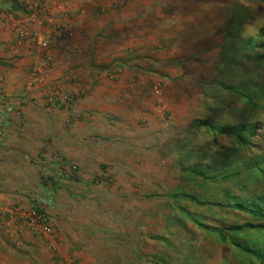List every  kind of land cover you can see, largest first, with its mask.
<instances>
[{"label":"rangeland","instance_id":"1","mask_svg":"<svg viewBox=\"0 0 264 264\" xmlns=\"http://www.w3.org/2000/svg\"><path fill=\"white\" fill-rule=\"evenodd\" d=\"M15 2L18 9L27 12L26 0ZM87 5L91 15L88 19L97 26L100 39L105 36L113 39L114 31L122 37L128 32L123 26L131 22L136 32L147 27L152 48L160 45H155V39L168 37L166 49L177 50L185 58L198 54L199 61L193 63L198 62L199 66L189 67L194 74L183 82L191 84L189 89L163 85L159 91L163 100L157 103L168 110L164 117L162 152L154 144L152 155L138 154L133 163L135 169L119 172V181L107 179L106 170L91 176L88 182L83 181V172L66 164L60 154H54L50 165H44L41 174L45 184L50 185L45 188L46 192L59 190L61 195L73 196L78 210L85 215L82 227L88 228L90 234L82 231L77 244L69 240L67 243L74 264H260L230 243L221 242L207 229L229 230L260 224L230 206L259 202L264 208V2L89 0ZM65 9L61 8L60 14L67 12L71 21L72 12ZM143 20L146 23H139ZM119 24L122 29L118 28ZM54 29L53 25L49 31L53 33ZM120 40L121 47L128 48L129 40ZM66 41L69 40L53 38L50 50ZM247 42L250 48H246ZM106 43L102 46L104 58L95 62L102 68L104 81L112 84L120 79H114V71L122 67L116 63L109 65L115 48L111 40ZM49 58L45 57L38 66L46 75V84L41 88L73 94L78 107L73 113L64 107L52 109L45 101L43 111L51 118L52 111H57L59 116L65 114L70 124L75 123L81 98L75 93L63 92L53 83L48 72ZM220 84L242 88L254 100L250 102L253 105L224 90ZM192 111L196 113L193 117ZM199 122L225 127L258 123L259 130L255 137L231 138L201 127ZM193 172L204 173L208 179ZM189 197L227 208L198 207ZM50 199V195L43 193L38 198H30L29 206L19 203L9 206L2 225L9 231V248L4 254L9 264L11 261L45 264L47 260L52 262V258L59 260V245L66 244V240L59 243L61 224L53 222L54 217L45 211ZM52 203V209L65 205L60 198ZM18 207L43 212L55 230V239L37 236L30 230L21 231L22 223L11 215ZM236 240L251 248L264 249L263 232L246 230ZM22 243L26 248L20 247ZM80 253L82 258L78 257Z\"/></svg>","mask_w":264,"mask_h":264},{"label":"crops","instance_id":"2","mask_svg":"<svg viewBox=\"0 0 264 264\" xmlns=\"http://www.w3.org/2000/svg\"><path fill=\"white\" fill-rule=\"evenodd\" d=\"M41 1L49 6L51 12L36 15V18L51 28L63 21L61 8L67 7L65 10L72 12L74 37L64 44H55L48 52L28 40H19L9 30L3 20L6 11L17 9L15 14H22L24 18H29V15L17 8L15 0H0V76L4 79L0 85V264H9L4 260L9 248V231L2 226L9 206L14 203L29 206L30 198H38L43 193L51 197L45 211L54 217L53 222L61 224L59 243L66 240V244L59 245V260L53 261L52 258V262L47 260L45 264H74L67 243L69 240L77 244L82 231L90 234L88 228L82 227L85 215L81 209L78 210L73 196L61 195L59 190L46 192L45 188L50 185L45 184L41 174L44 165H50L53 155L60 154L66 164L83 172V181L88 182L91 176L100 175L105 170L109 172L107 179L119 181V172L135 169L133 163L138 154L152 155L154 144L162 152L166 127L164 117L168 110L157 103V100H163L159 91L163 85L189 89L191 84H183L194 74L189 67L199 66L198 62L193 63L194 60L199 61L198 54L185 58L177 50L166 49L164 44L169 42L168 37L155 39V45H160L152 48L153 40L147 35V27L136 32L131 22L123 26L128 32L122 37L114 31L113 39L108 36L100 39L97 26L88 19L91 16L88 14L89 0H77L75 3L73 0ZM29 27L31 31H46L45 27L42 29L37 24ZM119 27L122 29L121 24ZM122 38L129 40L128 48L121 47L119 41ZM105 39L113 42L116 53L111 59L107 56L109 65L116 63L122 67L114 71L121 74L120 79L112 84L104 81L102 68L95 62L104 58L102 46L107 45ZM45 57H50L48 72L53 83L58 84L63 92H72L81 98L79 119L75 123L70 124L65 114L59 116L60 113L52 111L51 118L43 111L49 90L41 87L29 89L31 75L39 64L42 65ZM190 81L193 82V78ZM194 114L192 111L190 116ZM55 166L60 167L57 163ZM58 198L65 205L52 209V201ZM20 247L26 248L23 243ZM78 257L82 258L83 254H78ZM10 263L19 264L18 261Z\"/></svg>","mask_w":264,"mask_h":264},{"label":"built area","instance_id":"3","mask_svg":"<svg viewBox=\"0 0 264 264\" xmlns=\"http://www.w3.org/2000/svg\"><path fill=\"white\" fill-rule=\"evenodd\" d=\"M29 18H24L22 14L18 15L11 12L3 14V20L8 25L9 30L16 34L19 40H28L32 44L39 46L43 51H48L52 45V39L70 40L74 37L72 24L69 20V14L64 12L62 14L63 21L55 27V31L51 33V27L39 22L36 15L49 14L51 12L49 6L40 0H30L24 2ZM24 13V12H23ZM37 24L40 28H46V31H31L30 25ZM54 36V37H53ZM120 72L114 73V79L120 77ZM4 82L3 77L0 76V85ZM46 84L43 70L39 67L35 69L31 75L29 89L33 90L37 87H44ZM47 105L52 108L64 107L66 110L76 113L78 107L77 97L73 94H62L57 91H50L46 94ZM11 215L22 223L21 231L30 230L37 236H44L49 240L55 239V230L48 222L44 213L37 209H25L23 207L15 208Z\"/></svg>","mask_w":264,"mask_h":264},{"label":"trees","instance_id":"4","mask_svg":"<svg viewBox=\"0 0 264 264\" xmlns=\"http://www.w3.org/2000/svg\"><path fill=\"white\" fill-rule=\"evenodd\" d=\"M264 2V0H261ZM15 5L13 6L14 9ZM10 12V11H9ZM12 13L17 12V9L14 11H11ZM246 48H250V44L247 42L245 43ZM235 55V53H233ZM237 55V54H236ZM238 55L241 56V53L238 52ZM218 84V83H217ZM222 88L224 90L237 95L241 98H243L249 105H253L250 102L254 101L248 93L245 92L242 88L231 86V87H226L225 85H222ZM199 125L201 127H206L210 129L213 133L221 136H226V137H239L241 139L247 137V136H252L255 137L257 135V132L259 130V125L257 124H236L232 127H225V126H216L213 124L209 123H204V122H199ZM225 154V150H223ZM194 173V172H193ZM194 174H197L201 176L202 178L208 179L204 173H197L195 172ZM194 204H196L198 207H207V206H213L217 207L219 209H226V206L220 205V204H204L200 202L197 198L194 197H189ZM230 209L240 212L244 214L245 216L256 220L260 222L258 226L254 225H245L243 227H234L232 229L226 230V229H207L208 231L216 234L218 239L223 242V243H230L232 246L243 252L244 254L251 256L253 259L257 260L260 264H264V249L262 248H251L249 246H245L240 244L236 238L241 235L242 233L246 232V230H254V231H259L264 233V208L259 204V202L253 204H245V203H237L233 206H230ZM43 213V212H42Z\"/></svg>","mask_w":264,"mask_h":264}]
</instances>
